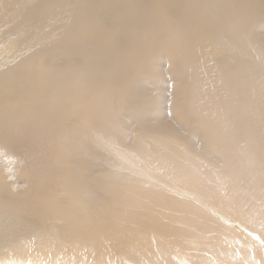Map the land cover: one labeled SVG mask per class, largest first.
I'll return each instance as SVG.
<instances>
[{
	"label": "bare ground",
	"instance_id": "1",
	"mask_svg": "<svg viewBox=\"0 0 264 264\" xmlns=\"http://www.w3.org/2000/svg\"><path fill=\"white\" fill-rule=\"evenodd\" d=\"M261 227L264 0H0V264H214Z\"/></svg>",
	"mask_w": 264,
	"mask_h": 264
},
{
	"label": "rangeland",
	"instance_id": "2",
	"mask_svg": "<svg viewBox=\"0 0 264 264\" xmlns=\"http://www.w3.org/2000/svg\"><path fill=\"white\" fill-rule=\"evenodd\" d=\"M262 232L264 233V228L261 227ZM248 237L256 244L249 245L248 241H237L236 240H230L226 243L225 250H224V259L222 260L217 259L214 264H264V237L260 238L257 234V232L251 233L246 232ZM187 252H192L193 250H190L186 248ZM202 251V250H200ZM203 255H206L205 252H202ZM176 264H182L181 261H178L177 259H173ZM121 261V260H117ZM138 264V262H130L129 264ZM192 263V262H191ZM112 264H122L121 262H114L112 261ZM125 264V263H123ZM140 264V263H139ZM189 264V263H186Z\"/></svg>",
	"mask_w": 264,
	"mask_h": 264
}]
</instances>
